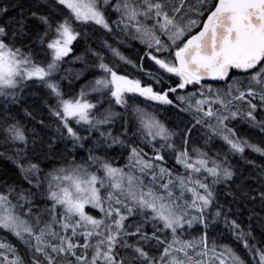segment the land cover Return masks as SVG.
<instances>
[{
	"label": "trees",
	"instance_id": "16d2710c",
	"mask_svg": "<svg viewBox=\"0 0 264 264\" xmlns=\"http://www.w3.org/2000/svg\"><path fill=\"white\" fill-rule=\"evenodd\" d=\"M128 1L133 10L184 3ZM215 1L204 15L181 19L199 20L182 38L171 30L176 18L166 7L167 19L152 13L151 32L140 33L120 6L125 0L100 7L105 25L77 20L57 0H0L2 43L34 66H55L48 81L0 91V196L31 232L15 236L0 226L8 247L0 250V264H264V61L223 84L185 81L182 88L177 69L158 65L176 67L174 53ZM66 25L75 38L56 59L51 44ZM112 74L165 93L167 101L136 93L120 101ZM204 89L216 100L209 111L199 102ZM75 101L90 105L88 122L61 116L62 103ZM110 171L128 176L135 193L124 186L135 196L116 190L113 180L103 187ZM55 179L56 198L73 182L93 185L98 210L87 206L84 218L94 225L55 204ZM158 205L178 217L170 222ZM190 243L201 252L186 249Z\"/></svg>",
	"mask_w": 264,
	"mask_h": 264
},
{
	"label": "rangeland",
	"instance_id": "374dc122",
	"mask_svg": "<svg viewBox=\"0 0 264 264\" xmlns=\"http://www.w3.org/2000/svg\"><path fill=\"white\" fill-rule=\"evenodd\" d=\"M62 5L70 9V11L73 13L75 18L77 20L83 21V22H93L98 25H105V19L102 13V10L100 7H103L106 5V3L110 2V0H57ZM183 1V0H182ZM129 1L125 0V2H122L120 5L122 10L125 12V17L128 19H132L133 23L131 24V27L137 32L143 33V32H151L148 29H150L149 19L154 17L152 13L155 16H160V18L167 19L163 14V8L171 9L172 13H174V17L176 19H172V27L171 30H174L175 34L181 35L182 38H184L185 35L190 33L195 26L197 27L199 24V20H193L187 19L183 21L181 24L182 18H190V16L193 13H197L199 16L204 15V13L210 9V6L213 3V0H193L192 2H187L185 4V0L183 4H179L177 8L170 7L171 1L166 2L165 7L163 4H158L157 7L155 6L154 9H136L133 10L132 6L128 3ZM131 2V1H130ZM132 3V2H131ZM143 3L151 7L152 2L151 0H144ZM134 5V3H132ZM119 7V5H117ZM196 14H193V16ZM180 17V18H179ZM170 19V18H169ZM169 24V22L164 26L166 28ZM153 28V27H152ZM155 28V27H154ZM75 38V34L72 33L69 26H63L62 29L59 32V36L56 38V40L51 44L52 52L54 53V57L56 59H59L65 55H67L70 52V46ZM264 64V63H263ZM262 64V65H263ZM158 65L161 66L166 71H170L172 74H176V67L174 63H163L158 62ZM55 66L50 65L48 67H40V66H34L32 65L27 59H25L22 55L19 53L10 50L8 47H6L1 39H0V91L6 90L11 91L15 86L22 81L26 80H41V81H48L52 75L54 74ZM111 83H112V91L114 93V96L118 98L120 101L123 99V96L126 93H132V89L127 86V83L118 82L117 77L115 74L111 75ZM257 76V75H256ZM181 79V78H180ZM137 83V82H134ZM180 87L182 88L185 85V80H180ZM187 85H192V80H189L186 82ZM137 85L140 87L141 85L137 83ZM210 85H207L209 87ZM211 88V87H210ZM199 94H203L205 96V99L199 98L201 105H204L205 107H208L207 110L209 111L211 109V103L213 101L216 102V100L212 99L210 100L208 97H206L205 89L199 90ZM161 95V94H160ZM89 109L90 105L87 103H84L82 101H75V102H63L61 107V116L64 119H71L78 123H86L89 120ZM147 114V112H146ZM149 116V115H147ZM148 117V121H146L147 126L152 127L153 124ZM157 138V137H156ZM153 139V142L156 140ZM164 142H167L164 140ZM165 152H168L164 149ZM169 153V152H168ZM167 153V154H168ZM191 170V168L187 167ZM113 174H112V173ZM216 174V171L213 172ZM82 173L77 172L75 174L76 178H78ZM110 176L107 174H104L106 183H104L103 187L107 184L108 180H113V187L116 188V190L124 191L126 195L130 196L132 190H134L135 193V187L132 182H128V176L126 177L122 173H117L114 171H110ZM91 178L94 179L96 182V177L91 176ZM99 181H97L96 184H98ZM127 183L129 185V188H126L124 184ZM54 190H53V199L58 203L64 204L66 211L69 215L78 216L82 220L86 222V226L94 225L96 223L95 219H93L91 216H87V219L84 218V215H86L84 209L89 206L91 208H94L98 210V203L97 200L99 198L97 191L94 189L93 185H84L79 182H73L72 185L66 186L64 189H62L58 197L56 198V179L54 183ZM133 185V187H131ZM91 186V188H88ZM148 192H151L149 190ZM132 194L130 197L132 198L135 196V194ZM157 209L160 213L163 214L164 218L169 219L171 222L173 219L177 218L178 216L171 215L170 212L164 207L163 205H158ZM169 215L166 216L165 214ZM0 226L4 228L6 231L12 232L15 236L18 235H24L27 236L31 235V232L28 227L25 225H20V223L17 221V219L14 216V213L11 211L10 207L6 204V202L2 199L0 196ZM48 228H45V233H47L52 240H56V230H54L52 227L47 226ZM103 227V226H102ZM97 230H102V228H97ZM85 236L86 233H85ZM40 239H43L42 237H39ZM20 241L25 243L28 250H31V246L29 241L22 240L25 239V237H20ZM32 239V238H31ZM7 250L8 247L0 242V250ZM186 249L188 250H196V252H201V248L199 246L193 245V244H186ZM9 251V250H8ZM4 264H7L4 262ZM188 264H197L196 260L192 259L188 262Z\"/></svg>",
	"mask_w": 264,
	"mask_h": 264
},
{
	"label": "water",
	"instance_id": "95a60500",
	"mask_svg": "<svg viewBox=\"0 0 264 264\" xmlns=\"http://www.w3.org/2000/svg\"><path fill=\"white\" fill-rule=\"evenodd\" d=\"M177 73L203 84H223L232 73L248 74L264 61V0H216L197 31L174 53ZM132 91L152 95L127 78Z\"/></svg>",
	"mask_w": 264,
	"mask_h": 264
},
{
	"label": "flooded vegetation",
	"instance_id": "af4514ba",
	"mask_svg": "<svg viewBox=\"0 0 264 264\" xmlns=\"http://www.w3.org/2000/svg\"><path fill=\"white\" fill-rule=\"evenodd\" d=\"M198 30V29H197ZM196 30V31H197ZM117 76V75H116ZM184 78V77H183ZM185 79V78H184ZM131 81V80H130ZM185 81H188L187 79H185ZM132 83H134L133 81H132ZM135 84V83H134ZM127 86L129 87V88H131L132 89V84H131V82H128L127 83ZM146 90L150 93V94H152L151 93V90H150V88H146ZM132 93H134V92H132ZM152 95H154V94H152ZM156 95V94H155ZM158 96H160V94H157ZM161 95H163V94H161ZM142 96H145L146 98H149V99H153V98H151V97H148V96H146V95H144V94H142ZM153 100H159V101H167V97H164L162 100L161 99H153Z\"/></svg>",
	"mask_w": 264,
	"mask_h": 264
}]
</instances>
